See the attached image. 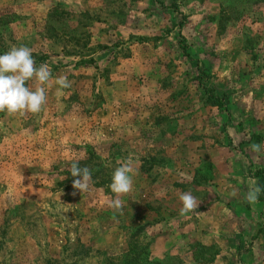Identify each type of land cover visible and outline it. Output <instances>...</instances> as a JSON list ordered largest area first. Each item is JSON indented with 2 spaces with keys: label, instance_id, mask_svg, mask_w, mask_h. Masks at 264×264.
<instances>
[{
  "label": "rangeland",
  "instance_id": "rangeland-1",
  "mask_svg": "<svg viewBox=\"0 0 264 264\" xmlns=\"http://www.w3.org/2000/svg\"><path fill=\"white\" fill-rule=\"evenodd\" d=\"M22 45L54 79L0 113V264H264V0H0V54Z\"/></svg>",
  "mask_w": 264,
  "mask_h": 264
},
{
  "label": "clouds",
  "instance_id": "clouds-1",
  "mask_svg": "<svg viewBox=\"0 0 264 264\" xmlns=\"http://www.w3.org/2000/svg\"><path fill=\"white\" fill-rule=\"evenodd\" d=\"M53 75L48 65L36 66L32 50L27 46H13L7 52L0 54V113L8 115H25L40 113L47 103L46 89L52 81ZM35 80L39 87L28 86V82ZM55 83L61 89L71 88V82L66 76L55 78ZM254 152H260L259 144L251 145ZM132 161H127L117 167L112 173L109 188L116 195L110 206L115 209L122 207L119 197L129 193L133 188L134 176L137 173ZM73 187L79 192H86L92 180V171L88 167H80V161L71 163ZM258 185L253 186L246 194V201L254 204L261 192ZM234 195V193H233ZM182 207L181 214L195 211L198 202L191 193H182L179 197Z\"/></svg>",
  "mask_w": 264,
  "mask_h": 264
}]
</instances>
